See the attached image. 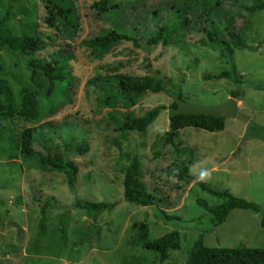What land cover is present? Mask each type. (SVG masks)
<instances>
[{
    "label": "rangeland",
    "instance_id": "obj_1",
    "mask_svg": "<svg viewBox=\"0 0 264 264\" xmlns=\"http://www.w3.org/2000/svg\"><path fill=\"white\" fill-rule=\"evenodd\" d=\"M93 1L68 0L71 28L58 32L43 24L44 9L39 0H0V17L8 11L5 25L10 31L14 35L33 31L42 42L32 56L46 58L56 52L69 56V80L60 95L65 103L58 101L55 114L41 119L49 123L45 130L51 136L46 142L34 143L35 152H62L63 137L57 133L63 130L72 132L73 142L85 140L88 144L82 155L65 152L77 167L73 188L69 189L63 174L27 167L16 146L20 131L32 124L14 114L7 117L0 113V264H182L200 229L205 228L202 242L206 247L264 248L260 213L231 209L220 225L209 227L208 214L195 203L201 200L214 206L222 201L196 186L195 180H201L256 203L264 212V0H109L114 8L104 15L96 14L91 7ZM166 18H186L183 39L174 45L146 47L155 24ZM222 23L236 32L237 46L200 45L202 28L214 24L220 28ZM111 27L134 33L137 46L122 41L94 59L81 40ZM24 59L7 47L0 52L2 100L11 110L19 105L20 85L38 88L29 80V68L21 62ZM227 59L240 76V86L229 78H203L228 70ZM112 67L132 76L157 69L166 88L179 93L183 101L202 106L225 102L231 98V91L242 92L236 104L237 115L224 118L222 130H178L174 142L191 149L192 181H176L171 174L174 153L162 145L167 130L166 109L144 134L130 131L126 139L106 118L116 110L138 117L154 106L167 107L171 98L162 92L146 91L128 109L97 106V85L102 80L93 79L111 75L115 71L108 69ZM114 139L119 140L118 147ZM153 141L156 144L152 147ZM123 155L138 159L142 180L155 194L156 206L178 220L165 222L154 215V206L141 207L123 200ZM204 172L209 175L202 179ZM75 197L113 206L88 218L73 206ZM197 217L201 218L199 225L193 222ZM140 223L146 224V241L177 229L179 249L169 251L159 261L134 237Z\"/></svg>",
    "mask_w": 264,
    "mask_h": 264
},
{
    "label": "trees",
    "instance_id": "obj_2",
    "mask_svg": "<svg viewBox=\"0 0 264 264\" xmlns=\"http://www.w3.org/2000/svg\"><path fill=\"white\" fill-rule=\"evenodd\" d=\"M67 1L39 0L43 5L45 16L42 22L46 27L56 29L58 32L70 31L71 24L68 15L70 8L66 4ZM91 7L96 11L97 15L110 14V10L114 8L109 3V0H95L91 3ZM107 16L109 17L110 15ZM9 17L8 11L0 17V52L4 47H7L11 51L17 52L24 57V61L21 62L29 68V80L38 88L32 90L26 84L20 85L19 105L16 110H11L2 100L3 86L0 81V113H3L7 117L14 114L22 121L32 124L20 131L16 146L19 158L26 163L27 167L61 173L65 178L66 186L72 189L77 167L69 160L65 152H69L72 155H82L88 150L87 142L81 140L75 143L71 139L72 132L68 133L67 130H63L61 133H57L58 136L63 137L62 152H53L52 154L47 152L45 155H41L35 152L33 148L34 143L38 141L46 142L51 136V133L45 130L49 123L46 121L40 122L41 119L46 115L51 116L55 114L59 107L57 105L58 101L61 105L65 103V99H60V95L69 80L67 69L69 56L66 53L63 54L60 52H56L46 58L32 56L33 53L41 49L42 42L34 35L33 31L14 35L5 25ZM186 22V18L181 21L166 18L163 23H156L152 33L147 36L145 46L151 47L157 44L167 46L179 43L184 37ZM202 32L203 36L199 39L200 45L208 42L209 44H218L223 48H227L228 44L237 46V34L234 31L230 32L226 23H222L220 28L215 24L210 25L202 28ZM132 34L134 33H127L118 28L111 27L92 37L84 38L81 40V45L89 49L94 59H99L111 46L122 41L131 42L136 47L137 36ZM224 36L227 37V40ZM226 62L229 64L228 70H222L216 75H204L203 78L208 80L229 78L234 84L240 86L242 82L238 72L235 70L234 64L228 61V59ZM145 68L148 69L149 64H146ZM108 70L113 72L116 69L112 67ZM115 72L109 76L106 74L104 77L96 75L93 79L95 81L102 80L97 85L99 92L95 98L96 104L99 107L128 109L146 91L152 93L162 92L169 98L176 97L181 99L179 93L173 92L164 86L163 77H161L157 69L143 76H132ZM241 93L240 90L231 91L230 96L233 99H238ZM174 107L175 103L171 100L167 107L163 105L154 106L138 117L116 110L109 112L106 118L113 125L114 130L119 133V136L122 139H126L127 133L130 131L144 134L146 128L153 122L158 113L166 109L168 123L167 130L162 135V145L169 146L171 148L170 151L174 153L173 161L171 162V174L176 181L189 183L193 179L189 173V165L192 161L190 155L191 149L187 146L178 147L174 142L178 130L184 127H193L208 132L219 131L223 128V118H213L204 115H175L171 112ZM250 128L252 129L254 126ZM113 143L117 147L120 145L117 139H114ZM155 144L156 141H153L151 146L153 147ZM155 154H159V150H156ZM123 157L126 159V163L120 166L123 200L141 207L154 206V215L160 217L165 222L178 220L176 216L167 215L162 209L156 206L153 197L155 194L149 191L142 180L143 172L138 159L135 157L129 158L127 155H123ZM195 184L201 190L222 199L221 203L214 206H207L205 202L195 200V203L208 214L206 220L207 226L215 227L220 225L231 209H249L253 212L260 213L259 226L264 228V212L260 211L256 203L234 197L226 190L219 191L201 180H195ZM73 206L83 210L88 218H94L99 213L111 209L113 203L89 202L75 197L73 199ZM193 222L199 225L201 218L197 217ZM205 231L206 228L200 229L196 239L186 252V258L182 264H264V248L206 247L202 243L203 233ZM134 235L138 241H142V249L153 253L159 261H163L169 251L179 249L177 229L164 233L153 240L146 241V224L140 223Z\"/></svg>",
    "mask_w": 264,
    "mask_h": 264
},
{
    "label": "water",
    "instance_id": "obj_3",
    "mask_svg": "<svg viewBox=\"0 0 264 264\" xmlns=\"http://www.w3.org/2000/svg\"><path fill=\"white\" fill-rule=\"evenodd\" d=\"M175 103L174 109L171 110L172 114L181 115H204L213 118H229L237 115L236 102L233 98H228L225 102L217 105L202 106L192 103H187L182 99L171 97Z\"/></svg>",
    "mask_w": 264,
    "mask_h": 264
},
{
    "label": "crops",
    "instance_id": "obj_4",
    "mask_svg": "<svg viewBox=\"0 0 264 264\" xmlns=\"http://www.w3.org/2000/svg\"><path fill=\"white\" fill-rule=\"evenodd\" d=\"M229 98H230V97H229ZM231 98H232V97H231ZM235 102H236V104L239 103V99H238V100H235ZM222 103H223V102H222ZM236 104H235V105H236ZM163 106H166V105H163ZM236 108H237V106H236ZM164 110H165V109H163V110H161V111L164 112ZM161 111H160V112H161ZM160 112H159V113H160ZM165 112H167V111H165ZM159 113H158V114H159ZM166 116H167V115H166ZM223 120H224V119H223ZM153 121H154V120H153ZM167 123H168V121H167ZM222 129H223V128H222ZM222 129H221V130H222ZM219 131H220V130H219ZM177 136H178V134H177ZM190 165H191V163H190ZM190 165H189V167H190ZM202 243H203V242H202Z\"/></svg>",
    "mask_w": 264,
    "mask_h": 264
},
{
    "label": "clouds",
    "instance_id": "obj_5",
    "mask_svg": "<svg viewBox=\"0 0 264 264\" xmlns=\"http://www.w3.org/2000/svg\"><path fill=\"white\" fill-rule=\"evenodd\" d=\"M209 174L207 172L201 173V178H205L206 176H208Z\"/></svg>",
    "mask_w": 264,
    "mask_h": 264
}]
</instances>
